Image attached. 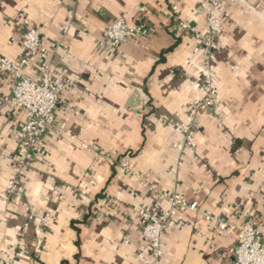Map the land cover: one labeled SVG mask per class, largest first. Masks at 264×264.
I'll list each match as a JSON object with an SVG mask.
<instances>
[{"label":"crops","instance_id":"0c3cea01","mask_svg":"<svg viewBox=\"0 0 264 264\" xmlns=\"http://www.w3.org/2000/svg\"><path fill=\"white\" fill-rule=\"evenodd\" d=\"M213 1L0 0V58L20 59L29 21L66 82L24 192H9L26 115L7 105L11 83L0 74V264H140L151 250L139 211L167 210L163 193L200 210L170 219L161 264H231L240 226L264 236V0L225 1L210 51L178 20L203 32ZM118 19L149 36L102 45ZM206 60L216 97L191 122L190 103L207 93ZM26 73L39 79L38 59Z\"/></svg>","mask_w":264,"mask_h":264},{"label":"built area","instance_id":"2783aa9c","mask_svg":"<svg viewBox=\"0 0 264 264\" xmlns=\"http://www.w3.org/2000/svg\"><path fill=\"white\" fill-rule=\"evenodd\" d=\"M225 1L235 3L237 0L213 1L208 10V19L203 32L183 20H178V27L183 31L193 33L208 50H213L224 32L219 13ZM24 25L26 29L22 35L23 53L20 59L0 58V74L9 79L12 88L11 96L5 101L11 109H24L26 115L25 123L16 132L19 153L16 159L15 175L8 183L9 192L18 193L24 192L23 179L26 167L33 158L37 142L55 124V110L66 86L63 75L52 74L51 52L44 44L40 31L32 27L29 21H25ZM137 36H149V29L143 24L118 19L106 29L101 44L118 47ZM35 59H38V80L26 73ZM206 66L209 68V73L204 80L207 90L206 97L190 103L189 119L191 122L196 120L202 108L211 106L216 97L210 60H206ZM123 170H129L127 163L123 164ZM160 197L169 203L167 210L155 212L142 209L139 211L143 222L142 235L151 250L150 256L144 252L140 254V264H161L160 261L164 254L162 240L168 230L170 219L179 212L200 210L198 201H189L176 193H163ZM202 215L206 221L215 223L223 233L232 230V226L225 219L215 218L209 211L203 212ZM231 264H264V236L259 228L251 224L239 227L238 244Z\"/></svg>","mask_w":264,"mask_h":264}]
</instances>
